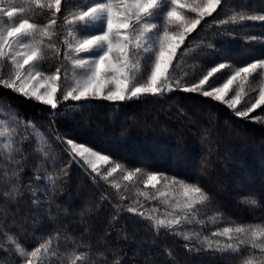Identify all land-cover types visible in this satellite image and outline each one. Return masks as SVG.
<instances>
[{
    "label": "snow or ice",
    "instance_id": "obj_1",
    "mask_svg": "<svg viewBox=\"0 0 264 264\" xmlns=\"http://www.w3.org/2000/svg\"><path fill=\"white\" fill-rule=\"evenodd\" d=\"M45 14L50 18L37 23L36 17ZM207 18H212L211 24ZM257 23L264 27V0L259 8L244 0H0V88L49 106L53 122L57 115L68 118L58 110L69 100L83 108L91 99L115 103L142 96L163 98L183 91L222 102L236 117L264 123V116H250L264 106V83L251 91L246 88L257 79L264 82V53L238 67L215 63L193 82H188L187 70L181 72L199 48L216 47L212 42L205 43L204 38L196 47L187 43L202 26L207 25L206 31L215 29L213 39H235V28ZM243 40L264 43V38L257 36L245 35ZM56 59H62V63L54 71H45V63ZM225 70L230 74L223 83L212 86L213 78ZM254 92L258 95L253 96ZM53 141L62 146L69 161L58 170H45L43 175L38 167L33 171L29 177V184L37 182L36 187H29L33 205L50 204L48 198L60 190L59 183L75 163L90 170L94 182L98 177L116 189L121 203L113 206L117 213L113 221L124 211L148 221L157 235L163 231L180 237L188 252H211L222 260L242 258L240 264H264V223L226 219L217 208H209L212 197L198 182L141 167L129 168L91 146L54 134L51 128L45 133L33 121L24 120L7 97H0V181L8 185L0 194L4 199L14 203L23 197L22 163L29 154H35L45 165L60 161L61 157L50 155ZM25 144L33 146L29 153ZM116 173H120L121 182L113 178ZM138 184L143 189L137 187L135 199L124 204L129 197L121 189L127 192L129 185ZM41 192L43 196L38 195ZM140 197L158 201L164 210L155 205L145 207ZM101 199L108 197L102 194ZM240 202L249 208L261 206L255 194L242 196ZM207 224L215 228L208 235L187 228ZM0 235L12 248L10 254L0 256V264L6 257L15 259L16 264H53L57 259L60 264H97L91 245L70 234L54 232L30 249L10 232ZM62 241L66 244L63 252L59 247ZM95 255L103 258V264H122L124 260L119 251L112 253L111 260L103 252ZM167 255L171 257L172 253Z\"/></svg>",
    "mask_w": 264,
    "mask_h": 264
},
{
    "label": "trees",
    "instance_id": "obj_2",
    "mask_svg": "<svg viewBox=\"0 0 264 264\" xmlns=\"http://www.w3.org/2000/svg\"><path fill=\"white\" fill-rule=\"evenodd\" d=\"M244 2L261 7V0ZM64 10L67 11V6ZM49 18L47 14L37 16L36 22L42 24ZM207 19L211 24L212 18ZM56 27L59 30L60 22ZM206 29L207 25L202 26L187 43L196 47L199 39L204 38L205 43L212 42L216 47H201L186 60L181 72H189L188 82L198 79L215 63H233L238 67L244 61L261 58L264 53L261 41L247 43L243 40L245 35L264 38V27L258 23L235 28L238 36L235 39H213L215 29ZM55 67V61L50 60L45 63L44 70L54 71ZM228 74L230 72L225 70L213 78L212 86L222 83ZM256 81L259 80L247 84L246 88L249 91L256 88ZM0 97H7L24 120L33 121L45 133L51 128L54 134L91 146L129 168L141 167L198 182L212 197L209 208H217L226 219L264 223V123L236 117L222 102L183 91H174L163 98L142 96L138 100L115 103L91 99L84 102L87 106L83 108H77L78 102L69 100L58 110L66 113L68 118L57 115L53 122L52 110L47 105L4 88H0ZM250 116H264V106ZM31 147L25 144V152L29 153ZM50 155L61 159L54 165H45L35 154H29L22 163V198L13 203L0 195V224L4 225L0 232L14 234L29 249L59 231L90 244L97 264H103V258L95 255L97 252H103L111 260L114 251L124 257L122 264H240L242 258L222 260L219 254L211 252H188L180 237L163 231L157 235L148 221L131 213L121 211L113 221L112 217L117 215L113 206L121 203L116 189L98 177L94 182V174L75 163L68 168L69 175L59 183L60 190L48 198L50 204L33 205L29 192V187L37 185L34 180L29 184L33 171L38 167L39 174L43 175L45 170H58L69 161L68 155L62 153V146L54 141ZM202 162H206V166L202 167ZM113 178L121 182L120 173L114 174ZM137 187L143 189L139 184L129 185L127 192L121 189L129 197L124 204L135 199ZM7 188L8 185L0 181V194ZM102 194L108 199L102 200ZM249 194H255L260 207L249 208L240 202L242 196ZM38 195L43 196V193ZM139 199L145 207L156 204L143 197ZM187 228L203 231L205 235L215 230L211 224L188 225ZM59 247L61 252L66 250L63 241ZM0 249L3 250L0 256L12 251L2 235ZM255 254L260 255L258 251ZM2 264H16V261L6 257ZM53 264H60V260H54Z\"/></svg>",
    "mask_w": 264,
    "mask_h": 264
},
{
    "label": "rangeland",
    "instance_id": "obj_3",
    "mask_svg": "<svg viewBox=\"0 0 264 264\" xmlns=\"http://www.w3.org/2000/svg\"><path fill=\"white\" fill-rule=\"evenodd\" d=\"M27 18V17H26ZM62 47V46H61ZM55 61V66H58L59 64H61L62 63V59H56V60H54ZM69 71H71V68H70V66H69ZM257 83H256V88H259L260 86H261V84L262 83H264V82H261V81H256ZM223 83V82H222ZM217 86H219V85H217ZM256 88H253V89H256ZM254 94V96L255 95H258V92H254L253 93ZM88 146V145H87ZM151 192H153V190H151L150 191V193ZM153 202H156V204H155V206H158V207H160V209H161V211H163L164 209H163V206H161L160 204H159V202L158 201H153Z\"/></svg>",
    "mask_w": 264,
    "mask_h": 264
}]
</instances>
